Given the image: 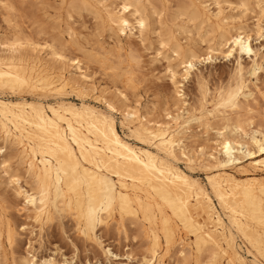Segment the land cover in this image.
Listing matches in <instances>:
<instances>
[{
  "label": "bare ground",
  "instance_id": "obj_1",
  "mask_svg": "<svg viewBox=\"0 0 264 264\" xmlns=\"http://www.w3.org/2000/svg\"><path fill=\"white\" fill-rule=\"evenodd\" d=\"M63 1L67 3L68 10L85 11L92 15L102 29L111 31L117 37H130L132 31L139 35L146 31L149 17L159 14L156 6L162 8L169 0H120L115 7L105 6L100 0ZM175 1L182 16L189 21L199 20L200 24H206L216 34L214 39L218 43L216 48L207 47L205 54L196 55L180 48L169 29L165 28L168 43L172 46L171 53L180 59L179 65L183 70L181 81L189 77L196 63L210 61L215 51L225 59L233 58L235 63L233 82L225 88H218V92L211 97L212 110L206 113L220 124L216 133L220 137L216 144L217 157L209 155L216 172L207 176L206 182L218 208L224 212L227 226L205 189L189 177L191 174L186 175L171 163L176 160V149L183 150L180 134L185 127L180 124L188 125L189 122L188 117H182L184 111L179 116H167V122L158 124L126 110L123 115L131 125L128 132L136 138V146L119 136L110 115L105 116L86 105L76 107L62 101L42 105L45 102L0 98V135L5 144L16 146L19 161L24 163L25 173L33 185L27 191L17 187V195L22 196L25 209H29L39 225L55 216L68 218L88 241L96 242L95 229L98 226L108 228L111 220L115 222V229L123 233L126 222L142 229L150 239L147 253L151 256L146 260V256L143 257L144 264H161V258L157 259L155 254L159 246L158 234L163 239L165 252L178 240L181 247L178 253L186 256L185 240L179 235L181 231L192 238L189 241L196 255H205L200 264H221V261L223 264H264V180L258 181L252 176L243 180L235 177V172L237 176L246 172L237 166L241 159H247L248 168L253 170L264 166V112L255 115L250 108L256 104L257 96L264 102V92L255 85L248 86L249 78L255 77L257 71L264 73V66L256 62L258 54L250 47L249 35L240 26L229 24L221 11L212 13L207 6L194 0ZM249 1L241 0V7H247ZM214 3L213 6L218 5V0ZM256 3L264 4V0H255ZM18 39L6 44L3 52L6 56L0 57V91L27 87L61 97L66 88L75 89L74 79H66L64 74H56L48 68L30 66L18 57L21 51L17 48L23 44ZM49 55L61 66L65 62V57L52 47ZM244 57L251 64L247 71L242 62ZM131 59L134 57L129 55ZM67 62L81 79L86 78L76 56ZM112 66L108 69L115 70ZM166 75L176 98L181 100L183 91L180 88L183 86L176 81L177 73L167 68ZM112 76L117 77V74ZM197 85L200 101L208 102L206 95L210 90L203 88L201 83ZM182 104L186 109L185 101ZM106 108L114 110L108 103ZM185 115L189 113L186 111ZM4 149L0 147L1 157ZM3 158L0 169L5 168ZM17 181L13 179L11 185H17ZM18 234L20 232L17 233L9 219L0 214V244L3 239L11 254L13 246L18 243ZM236 240L245 246L246 253L252 257L250 261L240 255L241 248ZM33 257L31 260L11 257V262L29 264L34 261ZM195 264L199 262L195 261Z\"/></svg>",
  "mask_w": 264,
  "mask_h": 264
},
{
  "label": "rangeland",
  "instance_id": "obj_2",
  "mask_svg": "<svg viewBox=\"0 0 264 264\" xmlns=\"http://www.w3.org/2000/svg\"><path fill=\"white\" fill-rule=\"evenodd\" d=\"M194 1L207 6V9L212 13L217 10L221 11L229 24L231 23L234 27L240 26L242 31L249 35L251 49L253 48L252 50L258 54L256 62L258 61V64L264 66V4H255V0H251L248 6L243 8L240 5L241 0H218L216 6H213L215 5L214 0ZM100 2L105 6L115 7L120 0H100ZM161 7L160 5L156 6L158 15L149 17V28L147 27L146 31L140 35L136 31H132L130 37H117L111 31L102 29L99 26V21L89 13L68 10L67 3L63 0H0V46H2L0 47V52H2L0 57L6 56V53H3L6 50L5 45L19 38L18 40L23 44L17 48L22 52L17 54L18 57L30 66L48 68L56 74H64L66 79H74L73 88L76 89L72 92L66 88L61 93V97H58L52 92L42 93L38 90L31 89V91L30 88L21 87L13 91H0V98L12 101L23 99L27 102L41 104L45 102L42 105H52L57 101L76 107L81 104L86 105L105 116L110 115L119 136L131 145L137 144L136 146H138L136 138L128 132L131 125L124 117L126 110L134 112L137 116H145L147 120L158 124L167 122V116L174 117L184 111L182 117H188L187 120L190 124L189 122L188 125L187 123L180 124L185 127L180 134L183 146L181 149L183 150L176 149V160L171 163L186 175L191 174L189 177L205 189L218 215L227 226L224 212L218 208L206 182V177L216 172L215 165L209 159V155L217 157L216 144L220 141V137L216 135L220 124L211 116L208 117L207 114L212 110L211 97L218 92V88H225L233 82L235 63L233 58L225 59L218 54V51H215L216 54H212L213 57L210 61L196 63L189 77L185 81H181L180 75L183 70L179 65L180 59L171 53L172 46L168 43V36L164 32L165 28L169 29L180 48L190 50L200 56L207 52V47L216 48L215 45L218 44L214 39L216 34L211 32L206 24H200L199 20L189 21L185 16H182L175 0H169L166 6ZM130 20L132 21V19ZM119 38L121 39L119 40ZM51 47L65 57L62 66L55 63L54 59L50 57ZM129 55H132L134 59L129 60ZM75 56L81 62L80 66L85 79H81L78 72L67 62ZM243 61L245 63L244 70L247 71L251 64L246 57L242 59ZM110 66L115 67V70L108 69ZM167 68H171L177 73L176 81L183 86L180 88L183 91L181 100H178L174 94V88L166 75ZM112 74H117V77H113ZM262 78H264V73L257 71L255 77L249 78L248 86L251 88V85H255L260 89L259 91L264 92ZM199 83L207 91L210 90L209 94L207 92L208 96L206 95L207 104L200 101L197 85ZM82 92L85 93L82 94ZM182 101H185L186 109L183 108L185 105L182 104ZM106 103L114 110L107 109ZM261 103L264 102H261L257 96L256 104L250 107L254 114L259 115L264 112V107H262L264 104L261 105ZM186 111L189 113L187 116L185 115ZM8 146L0 135V147L5 148L2 157L0 156V167L3 157L5 161V168L0 169V214L9 219L20 235L18 234V241L16 240L18 246L16 243L17 247L13 246V254L2 239L0 264H12L11 257L31 260L33 256L34 261L29 264H144L143 257H147L144 258L145 260L151 258L147 253L150 239L146 234L144 235L142 229L131 226L127 222L124 233L115 229V222L112 220L109 222L108 228L98 226L94 231L96 242L85 240L68 218L60 219L55 216L51 221L42 225L35 222L29 209H25L22 196L17 195V187H20L21 190H30L33 188L32 182L25 173L24 163L19 161L16 146ZM248 163L247 159L239 161L237 166L242 167L246 172L238 176L235 172L236 179L243 180L252 176L258 181L264 180V166L253 170L248 168ZM13 179L18 180L17 185L15 183H12L13 186L11 185ZM39 232L41 233L38 234ZM179 235L185 240L187 251L184 252L186 255L184 257L178 253L181 248L178 245V240L169 245L165 252L163 239L158 234L160 237L158 239L159 246L155 254L157 259L161 258V264H187L186 262L195 264V261L200 264L203 262L205 255H196L192 250L189 241L192 239L190 235L182 231L179 232ZM236 243L241 248L240 255L246 261H250L252 257L246 253L245 246L239 240H236Z\"/></svg>",
  "mask_w": 264,
  "mask_h": 264
}]
</instances>
